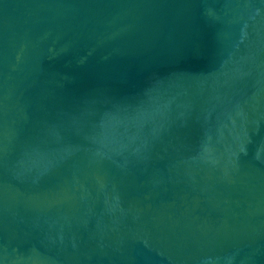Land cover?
<instances>
[{
  "label": "water",
  "instance_id": "water-1",
  "mask_svg": "<svg viewBox=\"0 0 264 264\" xmlns=\"http://www.w3.org/2000/svg\"><path fill=\"white\" fill-rule=\"evenodd\" d=\"M0 264H264V0H0Z\"/></svg>",
  "mask_w": 264,
  "mask_h": 264
}]
</instances>
